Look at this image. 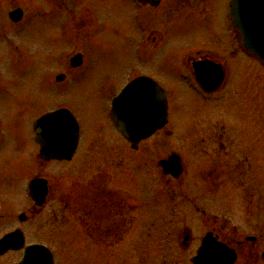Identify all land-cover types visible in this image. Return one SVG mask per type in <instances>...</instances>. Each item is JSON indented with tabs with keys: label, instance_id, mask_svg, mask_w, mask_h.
<instances>
[{
	"label": "rangeland",
	"instance_id": "rangeland-1",
	"mask_svg": "<svg viewBox=\"0 0 264 264\" xmlns=\"http://www.w3.org/2000/svg\"><path fill=\"white\" fill-rule=\"evenodd\" d=\"M41 1H1L0 11L4 12V16L0 36V70L3 72L1 91L5 92L0 97V119L3 126L0 139V217L3 213L16 212L17 218L14 225L0 222V235L14 227H21L27 231L28 242L45 243L54 251L56 264H191L190 258L196 254L195 249L207 228L205 223L200 222L202 212H197V205L190 203V196L184 195H199L203 189L207 191L204 192L205 198L198 199L196 203L201 210L206 208L210 213L218 214L220 219H228L230 225L225 228L226 237L235 235L237 238H257L256 242H252V257L248 259L249 253L242 252L236 264H264V66L242 52L230 53L229 62L232 67L229 68L225 89L221 95L219 93L209 99L199 98L181 82V77L187 71L183 64L186 50L195 47L182 45L186 42L197 44L207 38V49H213L215 40L226 35L222 17L218 14L223 11L225 0H211L213 12L217 14L210 23H190L187 20L176 22L170 27L167 32L171 31V35H189L190 38H172L167 34V40L173 46L166 50L141 53L135 48L122 46V38L117 41L113 36L112 42H118L119 45L111 50H94L93 66L63 85L52 83V75L61 70L57 57L61 52L57 45L54 46L56 39L62 35L57 24L59 19H50L48 36L41 34L43 25L38 17L40 13L35 16L37 19L32 18L26 23L30 18L28 16L22 24L16 26L7 20V11L16 6L23 7L29 14L40 12ZM84 1L92 5L101 0ZM29 2L38 9H29ZM103 11L102 15L105 13ZM116 11L113 4V16ZM120 20L114 18V21ZM195 33L198 34L197 38L192 37ZM109 38L106 33L98 37L104 41H109ZM43 39L54 43L49 46V54L52 53L49 62H43L40 47L35 50V42L38 40L41 44ZM224 50L221 47L222 56L229 53V49ZM134 57L143 60L142 64L136 63ZM132 69H142L157 75L172 93L174 131L159 133L150 141H157L162 147L160 150L168 151L178 147L187 164V175L183 191L176 188L168 194L167 190L163 191L160 187L163 173L155 167V161L152 159L154 166L150 162H143L148 172L154 174V183L146 176L142 162H138L141 169L134 171L138 180L135 184L139 188L138 193L148 196L151 188L158 187L160 196L155 203L160 207L145 205L143 220L128 227L130 231L121 244L110 243L105 237L96 239L95 244L87 236L93 230L83 228L79 223V213L74 212V194H83L88 180L97 173L104 175L107 171L106 161L120 155L123 150L120 146L123 137L116 133L109 116L110 98L114 95L109 91L124 83ZM10 89L16 93L10 94ZM60 106L71 108L80 123V155L72 163L48 164L47 172L62 184L63 195L70 193V196L64 204L58 201L57 194H53L44 213L21 225L18 216L27 210V207H23L25 193H22V189L28 173L35 168L33 150L25 141L31 137V126L36 116ZM14 126H17V130ZM222 134L227 148L226 158L233 164H240V171L233 177H226L222 184L210 182L208 186L204 169L212 160L211 156L215 155V149H218L217 141L221 144L218 139ZM203 139L204 142L194 141ZM148 146V143L142 145L144 152L139 156L142 160L152 158V149ZM133 158L137 156L129 155L130 160ZM113 171L119 177L120 170ZM115 181L114 176L113 185L117 186ZM119 198L122 203L125 201L123 195ZM67 200L73 202L67 203ZM123 221V218L120 219L121 223ZM106 225L111 226L108 222ZM115 228L114 224L113 234L117 232ZM189 234L193 237L191 249H187L188 244L181 246L178 243V236L180 240L181 235L183 243L184 237ZM170 251L175 253L174 256ZM110 254L115 255L112 260L108 259ZM21 256L22 251L12 252L0 257V264H14Z\"/></svg>",
	"mask_w": 264,
	"mask_h": 264
},
{
	"label": "flooded vegetation",
	"instance_id": "flooded-vegetation-1",
	"mask_svg": "<svg viewBox=\"0 0 264 264\" xmlns=\"http://www.w3.org/2000/svg\"><path fill=\"white\" fill-rule=\"evenodd\" d=\"M1 1L0 0V10H1ZM6 1V0H5ZM211 0H101L95 4L88 5L84 0H43L41 1V11L40 12H32V14L27 13L21 6L13 7L11 10L7 11V20L9 19V23L16 25H20L24 22L25 19L29 16L28 22L32 20V18H36L38 13H40L39 20L41 21L43 27L41 32L42 35L48 36L50 19L57 18L59 19L57 24L58 28L62 33L61 37L56 39V44L48 42V40H42V43L37 40L35 42L36 51L41 48L43 62H49V59L52 58V53L49 54V46L54 45L58 46L59 55L57 56L61 63L60 72L52 75V83L57 85H63L68 83L74 76L82 74L86 71V69H90L95 62V57L92 55L94 50H111L114 46L119 45L118 42L113 43L112 37L114 36L117 41L122 38L123 42L122 46L126 48H135L136 50H140L141 53H150L155 51L166 50L169 47H172L173 44H170L171 41L167 40V34L171 35V31L167 32L168 29L180 22H187V20L195 21L199 23L200 21H204L205 23H210V20L216 17L217 12H213L211 7ZM229 0L224 1L223 11L218 12L219 16L222 17L224 29L226 31V35L221 36L220 38L215 40V46L213 49H207L208 40L207 38L203 39L201 42L195 44H190L186 42L182 45V47L195 45L194 48L189 47L186 50L185 57L183 59V64L185 66L186 74L181 77V82L185 86L189 80L192 82H196V72H195V63H206L210 62L212 64H216L220 69L224 72V80L222 86H220L219 91L222 92L224 89V85L228 82L229 76V68L232 67L230 60V53L239 52V42L236 37V32L234 26L229 19V8H228ZM30 3V2H29ZM115 4L116 12L114 16L112 15V7ZM21 8L23 9L22 19L18 22H15L11 19L10 14L15 9ZM38 9L37 6H32L30 3V8ZM104 10V11H103ZM101 11L105 12L104 15L101 14ZM2 15L4 16V12L0 11V36H1V25H2ZM114 18H120V21H114ZM107 19V20H104ZM4 20V17H3ZM179 22V23H180ZM197 23L195 25H197ZM53 27V26H52ZM55 30V28L53 27ZM107 34L110 36L109 41L99 40L98 37H102L103 34ZM174 37H189V35L182 36L181 35H171ZM198 34L195 33L192 37L197 38ZM105 39V38H104ZM106 40V39H105ZM198 40V39H197ZM178 41V40H177ZM32 44V43H31ZM199 46L200 48H198ZM16 47V46H14ZM13 47V48H14ZM221 47L224 50L229 49V53L225 56L220 54ZM17 48V47H16ZM176 49V48H175ZM184 49V48H183ZM17 50V49H15ZM224 50V51H225ZM35 51V52H36ZM223 51V52H224ZM230 55V56H229ZM136 63L142 64L143 60H138L134 57ZM12 61V60H11ZM15 61V60H14ZM150 77L157 81L160 85L164 87L167 93L168 99V123L167 125L161 129L159 132H172V115H171V99L172 93L160 82L157 75L149 72H145L144 70L136 71L132 69L130 74L127 75V79L124 83L116 85L114 89L109 92L114 93V95L110 98V103L113 97L117 96L120 91L123 89L125 85H127L132 80L138 77ZM48 75L46 73L45 78ZM2 80H3V72L0 70V97L5 91H1L2 88ZM119 86V87H118ZM187 87V86H185ZM217 92L212 93H204L201 92L204 96L212 97L216 95ZM10 94H14L16 92L13 89L8 91ZM67 108L72 112L73 110L67 106H60L57 108H52L51 110H45V112L40 113L33 120V124L31 126V137L25 141L33 150L32 158L35 162V168L32 172H29L26 181L25 187L22 189V193H25V198H23V207H27L25 212H22L25 216L23 220H21L20 215L18 216L19 224L24 225L28 223L33 218L37 217V215L44 213L45 210L49 207V202L51 201V197L53 194H57L58 201L63 202L65 204L66 198L68 199L70 193H66L63 195V187L62 184L55 179L53 174L49 175L47 172L48 164L50 163H66V162H75L76 159L80 155V146L82 141V131H81V139L80 145L78 146L72 160L70 161H59V160H48L46 158H42L40 156L41 145L36 141L35 131H34V123L40 118L43 114L48 113L50 111H55L58 109ZM110 112V110H109ZM74 113V112H73ZM17 130V126H14ZM3 126L1 125L0 119V139L3 134L2 132ZM48 129V128H47ZM27 135V133H26ZM171 135V134H169ZM22 138H26L21 136ZM28 137V135H27ZM26 140V139H25ZM218 143V147L225 151V143L223 139H220ZM23 142V141H22ZM196 142H204V140L196 141ZM144 143L149 144V148H151L152 158L149 160H142L139 158L140 154L144 152V148L142 149V145ZM121 147L123 150L120 152V155H115L111 160H107L105 165L107 171L104 175L102 173H97L91 179L88 180L87 187L84 189V193L80 192L74 194L76 202L73 204L75 212L88 211L89 215V228L91 234L89 237L93 243L96 244V239H106L110 243H119L121 244L126 238V235L129 233L128 227L130 225H137V221H142L145 216V193L142 195L138 193L139 188L136 187V183H138L137 178L134 175V171H139L141 166H138V162H142L143 170L148 167L145 162L155 161L157 164L161 159H167L170 155L175 154L177 150L171 149L168 151L160 150L162 148L158 145L157 141L146 140L144 142H140L138 145H131L127 140L121 141ZM156 148V150H155ZM172 148V147H171ZM216 151V150H215ZM207 152V151H206ZM117 153V152H116ZM130 156L136 155L137 158L129 159ZM182 157V156H181ZM220 162V161H218ZM37 164V165H36ZM183 164V175L179 178H174L170 174L166 175L164 173L161 182L163 184V191L167 190L166 193L170 194L179 188L180 183H184L185 176L187 175V164L184 162L182 158ZM220 167H222V162L219 163ZM153 165V163H152ZM146 166V167H145ZM206 169L209 168L207 165ZM113 169L120 170L119 177L115 174L117 172L113 171ZM207 177L208 171L205 172ZM150 174V173H149ZM114 176L116 177L115 183L117 186L113 185ZM103 177V178H102ZM150 178V177H149ZM42 179L47 180L48 193L46 196V201L43 205H37L36 202L29 195V185L33 180ZM57 182V185L55 186ZM123 186V187H122ZM130 186V187H129ZM55 188H57L55 190ZM81 188V187H77ZM182 189V188H180ZM87 191V192H86ZM123 191V192H122ZM135 193V194H134ZM125 198V201L122 203L120 197ZM134 196V198H133ZM153 196V197H152ZM160 196V191L156 188H151L148 197L149 205H156L155 202ZM152 197V198H151ZM19 199L20 196H19ZM160 199V197H159ZM72 200H67L69 203ZM73 202V201H72ZM159 202V200H158ZM155 203V204H154ZM160 207V205H159ZM69 208V205L68 207ZM66 209V207H65ZM200 210V209H198ZM204 212V210L202 211ZM0 217V222L3 223H11L14 225L15 220L17 218L16 212H8L3 213ZM153 215L155 216L154 212ZM83 220L82 216H80ZM84 217H86L84 215ZM131 217V218H129ZM206 214L203 216V224L206 226V233H212L217 239L222 242H226L228 245L233 246L236 252L238 253V258L240 257V251L248 250L250 256H252V242L244 240L241 237H235V235L231 237L225 236V228H227V223L225 221H219L216 218L212 220H208ZM123 218V223L120 222V219ZM130 219V220H129ZM86 220V219H84ZM130 223L128 224V222ZM79 222V221H78ZM110 223L111 226H105V223ZM120 223V225H118ZM115 224V234H113V226ZM103 225L104 228L103 229ZM118 225V226H117ZM154 226V225H152ZM13 227V226H12ZM188 227V226H185ZM20 227H14L12 230L6 231L0 235L2 238L7 233L13 232L14 230ZM125 228L123 231L122 229ZM26 237L27 231L24 230ZM36 235V233H34ZM227 234V233H226ZM230 234V233H229ZM114 235V236H113ZM37 236V235H36ZM34 237V236H33ZM180 235V240L178 236V243L181 246L185 243L188 244L187 249L192 248L193 237H190V234L184 237L183 243ZM198 247V246H197ZM196 247V248H197ZM185 249V248H184ZM172 250V248L170 249ZM196 250V249H195ZM178 253V252H176ZM113 254V253H112ZM170 254L174 256V252L170 251ZM115 255H111L109 257H114Z\"/></svg>",
	"mask_w": 264,
	"mask_h": 264
},
{
	"label": "water",
	"instance_id": "water-1",
	"mask_svg": "<svg viewBox=\"0 0 264 264\" xmlns=\"http://www.w3.org/2000/svg\"><path fill=\"white\" fill-rule=\"evenodd\" d=\"M236 5L234 16L241 30L242 47L264 63V0H237ZM11 17L19 20L22 10L15 11ZM164 96L163 89L147 78L131 83L114 104L112 115L118 130L134 143L151 136L164 124L160 123L166 115ZM36 129L43 143L44 155L49 158H71L77 143L78 125L68 113L57 111L46 115L36 123ZM171 164L176 166L171 171L178 175L179 161L173 159ZM35 186L34 196L42 204L46 196L45 184L37 181ZM24 240L20 231L6 236L0 241V254L9 249L23 248ZM216 244V239L208 238L199 256L193 260L194 264H233L235 252ZM19 264H54V260L46 247L31 245L26 248Z\"/></svg>",
	"mask_w": 264,
	"mask_h": 264
}]
</instances>
